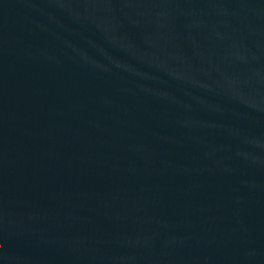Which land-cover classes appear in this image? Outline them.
I'll use <instances>...</instances> for the list:
<instances>
[{
    "label": "water",
    "instance_id": "95a60500",
    "mask_svg": "<svg viewBox=\"0 0 264 264\" xmlns=\"http://www.w3.org/2000/svg\"><path fill=\"white\" fill-rule=\"evenodd\" d=\"M0 264H264V0H0Z\"/></svg>",
    "mask_w": 264,
    "mask_h": 264
}]
</instances>
